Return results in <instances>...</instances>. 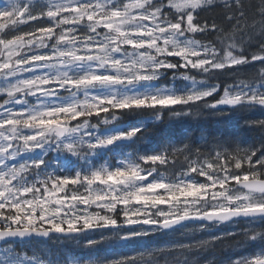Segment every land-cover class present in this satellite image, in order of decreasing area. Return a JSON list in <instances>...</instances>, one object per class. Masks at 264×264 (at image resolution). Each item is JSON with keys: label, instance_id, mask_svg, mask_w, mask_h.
Here are the masks:
<instances>
[{"label": "snow or ice", "instance_id": "obj_1", "mask_svg": "<svg viewBox=\"0 0 264 264\" xmlns=\"http://www.w3.org/2000/svg\"><path fill=\"white\" fill-rule=\"evenodd\" d=\"M0 264H264V0H0Z\"/></svg>", "mask_w": 264, "mask_h": 264}, {"label": "trees", "instance_id": "obj_2", "mask_svg": "<svg viewBox=\"0 0 264 264\" xmlns=\"http://www.w3.org/2000/svg\"><path fill=\"white\" fill-rule=\"evenodd\" d=\"M247 3L248 0H245ZM252 3H257V0H251ZM202 16H206L211 22L212 17L215 13H202ZM219 22V21H218ZM212 37H207L211 39ZM200 79V77H197ZM213 81V80H212ZM222 83H231L230 79H220ZM254 115L259 116V113ZM243 114L232 113L227 117H215L212 115L204 114L197 117L196 119H169L167 114H165V119L163 123H158L153 128L151 133V142L158 143L164 140L176 141L183 138L186 134H192L196 137L201 135L206 136H220L225 138L236 133V125L243 119ZM128 120H133L135 117H128ZM241 135H244L241 133ZM219 255V253H218Z\"/></svg>", "mask_w": 264, "mask_h": 264}, {"label": "rangeland", "instance_id": "obj_3", "mask_svg": "<svg viewBox=\"0 0 264 264\" xmlns=\"http://www.w3.org/2000/svg\"><path fill=\"white\" fill-rule=\"evenodd\" d=\"M204 111H206V110H204ZM227 230H230V229H227Z\"/></svg>", "mask_w": 264, "mask_h": 264}]
</instances>
